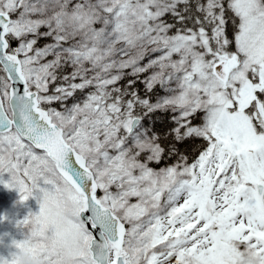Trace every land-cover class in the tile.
I'll return each mask as SVG.
<instances>
[{"label":"snow or ice","instance_id":"snow-or-ice-1","mask_svg":"<svg viewBox=\"0 0 264 264\" xmlns=\"http://www.w3.org/2000/svg\"><path fill=\"white\" fill-rule=\"evenodd\" d=\"M2 173L45 264H264V0H0Z\"/></svg>","mask_w":264,"mask_h":264},{"label":"rangeland","instance_id":"rangeland-1","mask_svg":"<svg viewBox=\"0 0 264 264\" xmlns=\"http://www.w3.org/2000/svg\"><path fill=\"white\" fill-rule=\"evenodd\" d=\"M5 179L7 173H2ZM37 196H28L24 201L18 199V193L15 188H5L0 184V255H7L9 251L14 250V246L10 244L12 239H21L22 231L26 233V229H21L15 221L24 217L29 211L36 212L38 210Z\"/></svg>","mask_w":264,"mask_h":264},{"label":"clouds","instance_id":"clouds-1","mask_svg":"<svg viewBox=\"0 0 264 264\" xmlns=\"http://www.w3.org/2000/svg\"><path fill=\"white\" fill-rule=\"evenodd\" d=\"M35 245L24 242L14 250L15 264H45L44 257L34 250Z\"/></svg>","mask_w":264,"mask_h":264},{"label":"trees","instance_id":"trees-1","mask_svg":"<svg viewBox=\"0 0 264 264\" xmlns=\"http://www.w3.org/2000/svg\"><path fill=\"white\" fill-rule=\"evenodd\" d=\"M139 86V85H138Z\"/></svg>","mask_w":264,"mask_h":264}]
</instances>
